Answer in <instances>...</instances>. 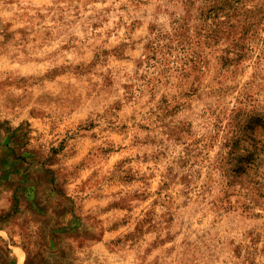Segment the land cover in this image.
I'll list each match as a JSON object with an SVG mask.
<instances>
[{"label":"rangeland","instance_id":"rangeland-1","mask_svg":"<svg viewBox=\"0 0 264 264\" xmlns=\"http://www.w3.org/2000/svg\"><path fill=\"white\" fill-rule=\"evenodd\" d=\"M236 134L264 142V0H0V264H264Z\"/></svg>","mask_w":264,"mask_h":264},{"label":"trees","instance_id":"trees-1","mask_svg":"<svg viewBox=\"0 0 264 264\" xmlns=\"http://www.w3.org/2000/svg\"><path fill=\"white\" fill-rule=\"evenodd\" d=\"M251 132L252 134L253 132L255 134V130L253 128ZM243 138L244 134H236L235 137L229 141V151L226 154L227 159L230 164H236V169L233 170L229 184H227L229 188H233V185H236L237 183L243 185L244 181L249 183L253 173H258V170L264 162V142L260 146L252 144L251 149H246L243 144ZM253 139L254 140L252 142L255 143L254 141L256 138Z\"/></svg>","mask_w":264,"mask_h":264}]
</instances>
